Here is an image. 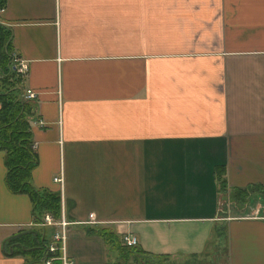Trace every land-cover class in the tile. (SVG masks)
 I'll return each mask as SVG.
<instances>
[{"label":"crops","instance_id":"crops-1","mask_svg":"<svg viewBox=\"0 0 264 264\" xmlns=\"http://www.w3.org/2000/svg\"><path fill=\"white\" fill-rule=\"evenodd\" d=\"M0 25L35 95L29 183L59 198L49 264H264V0H4ZM3 156L0 264H22L4 242L38 226Z\"/></svg>","mask_w":264,"mask_h":264},{"label":"trees","instance_id":"trees-1","mask_svg":"<svg viewBox=\"0 0 264 264\" xmlns=\"http://www.w3.org/2000/svg\"><path fill=\"white\" fill-rule=\"evenodd\" d=\"M0 0V9L3 6ZM14 63L10 56L9 32L0 25V151L4 153L5 182L12 193H26L31 200V213L37 228L23 230L9 237L5 247L10 255H22V264H39L47 259L55 261L59 257L58 246L48 251L50 237L45 228L40 226L44 216L52 220L60 217L59 198L52 193H37L29 183V171L35 163V156L31 150V132L28 118L31 116L28 101L21 99L18 88L19 75L13 69ZM220 189L224 188L223 170L215 171ZM264 199V190L256 189ZM245 198V191H237ZM85 233L98 236L105 244L119 250L126 258L130 252L135 253L133 247H125L116 236L104 229H87Z\"/></svg>","mask_w":264,"mask_h":264},{"label":"built area","instance_id":"built-area-1","mask_svg":"<svg viewBox=\"0 0 264 264\" xmlns=\"http://www.w3.org/2000/svg\"><path fill=\"white\" fill-rule=\"evenodd\" d=\"M13 63H14L13 69H15L17 74L21 75V74H23L25 72V67L23 66L22 63L18 62L17 60H13ZM34 98H35L34 93H32L29 90H26L24 92V94H21V99L24 100V101H30V100H33ZM32 149H33V146H31V150ZM50 223L51 222H50L49 218L47 216H44L43 222L40 224V226L49 225ZM59 225L61 227H63L65 225V223L61 220L59 222ZM119 242L122 245H124L125 247H133V246H135V243H136L135 237L130 235V234H126V235L121 236ZM53 250H54V247L49 245L48 246V251H53ZM49 260L50 259L45 260L44 263L45 264H49ZM61 261H62V264H64L63 256H61Z\"/></svg>","mask_w":264,"mask_h":264},{"label":"rangeland","instance_id":"rangeland-1","mask_svg":"<svg viewBox=\"0 0 264 264\" xmlns=\"http://www.w3.org/2000/svg\"><path fill=\"white\" fill-rule=\"evenodd\" d=\"M250 192H252V191H250ZM251 194H252V193H251ZM246 200H247V199H246ZM260 202H261V201H260ZM223 205H224V207H225L226 202L223 203ZM231 206H234L235 209H236V207L239 208V206H240V202H239L238 200H236L234 203L231 204ZM231 206H230V207H231ZM236 212H237V210L232 211V212H231V215H232V216H235V215H236V214H235ZM261 213H263V215H264V209L261 211ZM259 214H260V213H259Z\"/></svg>","mask_w":264,"mask_h":264}]
</instances>
